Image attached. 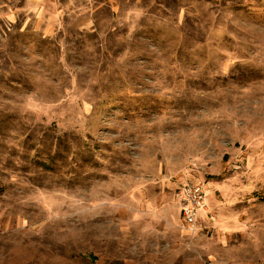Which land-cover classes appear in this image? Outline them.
I'll return each instance as SVG.
<instances>
[{
    "label": "rangeland",
    "instance_id": "374dc122",
    "mask_svg": "<svg viewBox=\"0 0 264 264\" xmlns=\"http://www.w3.org/2000/svg\"><path fill=\"white\" fill-rule=\"evenodd\" d=\"M0 264H264V0H0Z\"/></svg>",
    "mask_w": 264,
    "mask_h": 264
},
{
    "label": "built area",
    "instance_id": "2783aa9c",
    "mask_svg": "<svg viewBox=\"0 0 264 264\" xmlns=\"http://www.w3.org/2000/svg\"><path fill=\"white\" fill-rule=\"evenodd\" d=\"M180 213L188 227L197 226L199 213L206 206V189L201 183L185 184L178 192Z\"/></svg>",
    "mask_w": 264,
    "mask_h": 264
}]
</instances>
